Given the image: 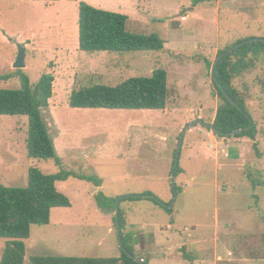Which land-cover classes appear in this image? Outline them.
Wrapping results in <instances>:
<instances>
[{"label":"rangeland","instance_id":"374dc122","mask_svg":"<svg viewBox=\"0 0 264 264\" xmlns=\"http://www.w3.org/2000/svg\"><path fill=\"white\" fill-rule=\"evenodd\" d=\"M80 3L127 16L128 32L157 35L165 49L81 51ZM252 39H264V0H214L196 7L193 0H0V89L20 88V73L32 85L45 73L54 75V95L44 114L62 163L29 158L28 119L0 116V184L26 187L31 168L103 181L101 188L75 178L57 183L71 207L53 209L49 225L32 227L26 264L32 256L119 257L115 214L98 207L100 190L119 199L152 193L164 204L177 191L174 216L149 200L120 205L124 233L138 237L135 253L150 264H264V62L233 81L247 98L262 158L247 137L236 144L208 127L219 99L207 60L214 64L220 51ZM20 47L26 67L16 70ZM157 69L168 74L171 97L164 111L69 106L73 90L115 87ZM198 120L202 123L183 135L178 166L183 173L174 188L176 151L185 128ZM5 246L0 239V259ZM183 248L192 262L184 259Z\"/></svg>","mask_w":264,"mask_h":264},{"label":"trees","instance_id":"16d2710c","mask_svg":"<svg viewBox=\"0 0 264 264\" xmlns=\"http://www.w3.org/2000/svg\"><path fill=\"white\" fill-rule=\"evenodd\" d=\"M22 1L59 2L61 0ZM212 1L214 0H193V6ZM128 20L125 15L80 3L79 49L92 54L160 52L165 49V41L157 35H137L128 32ZM242 42L243 40L238 41L220 51L214 64L207 60V64L213 68L217 60L226 54L217 63L215 74L212 76L219 99L213 123L216 128L214 134L220 138L247 137L252 142V149L257 158H262L257 141L258 130L248 110L247 98L233 86V81L255 70L259 62H264V41H249L239 47L238 44ZM18 77L20 88L0 89V116L26 117L29 158L40 161L54 160L61 167L62 163L58 158L44 114L54 95L55 77L51 73H45L36 85H32L30 78L23 73ZM219 85L243 111L231 104ZM170 97L168 74L163 69H157L150 77L131 78L115 87L97 84L73 90L69 106L72 109L164 111ZM238 130H242V134L234 136L233 133ZM182 173L183 171L178 167L175 177ZM70 178L91 183L96 188H101L103 182L95 176L71 171L61 170L57 174L48 175L38 168H31L26 187H6L0 184V239L6 241L0 264H26L25 241L31 237L32 227L49 225L53 209L71 207L70 199L57 187V183L65 182ZM252 184L256 186V182L252 181ZM118 199V197H106L101 190L95 195L98 207L109 214H115ZM144 200L154 202L170 216L174 214V206L169 209L156 197L153 199H148L144 195L123 197L121 203ZM126 223L124 212L120 211L123 246L144 263L137 262L121 250L119 257L109 258L32 256L29 264H150L149 259L135 253L139 239L133 233H124ZM183 257L189 262L193 261L184 248Z\"/></svg>","mask_w":264,"mask_h":264},{"label":"water","instance_id":"95a60500","mask_svg":"<svg viewBox=\"0 0 264 264\" xmlns=\"http://www.w3.org/2000/svg\"><path fill=\"white\" fill-rule=\"evenodd\" d=\"M249 41H253V42H254V41H264V39H252V40H246V41H244V42L238 44V46L240 47V46H242V45H245V44H247ZM229 52H232V50H229ZM225 55H226V54H225ZM225 55H223L222 57H224ZM222 57H221L220 59H222ZM220 59L217 60L216 64L213 66V69H212V76H214V74H215L216 65H217V63L220 61ZM25 67H26V65H25V51H24V48H23V47H20L19 56H18V59H17L16 63L14 64V68H15L16 70H22V69H24ZM219 87H220V89L223 91V93L225 94V96L227 97V99L231 102V104H232L233 106L237 107L238 110L243 111L242 108L239 107V106L237 105V103H236V102L230 97V95L225 91V89H224L221 85H219ZM201 123H202V121H201V120H198V121H196V122H194V123L188 125V126L185 128V130H184V132H183V134H182V138H181V140H180V145H179L178 150L176 151V154H175L174 167H173V172H172V177H171V178H172V184H173L174 188H175V172H176V170L178 169V166H179V155H180V148H181V143H182L183 135H184V133L186 132V130H187L188 128H190L191 126H196V125L201 124ZM208 127H209L210 129H212L213 131L216 130V128H215V126H213V124H212V125H209ZM242 132H243L242 130H238V131H235L233 134H234V136H235V135L242 134ZM177 196H178L177 191H175V198H174V200H173L171 203H169V204H164V206L167 207V208H169V209L172 208V207L174 206L176 200H177ZM127 197H131V196H127ZM146 198H148V199H153L154 196H152V195H148V196H146ZM120 205H121V198H120V199L118 200V202H117V207H116V212H115V223H116V228H117V232H118L119 239H120L121 250H122V252L126 253L130 258L136 260L137 262H142V263H144L143 261H140L139 259H137L133 254H131L130 252H128V251L126 250V248L123 246V243H122V236H121L122 231H121V226H120V211H121Z\"/></svg>","mask_w":264,"mask_h":264},{"label":"crops","instance_id":"0c3cea01","mask_svg":"<svg viewBox=\"0 0 264 264\" xmlns=\"http://www.w3.org/2000/svg\"><path fill=\"white\" fill-rule=\"evenodd\" d=\"M214 123V122H213ZM210 138H211V140H213V141H215V137H213L211 134H210ZM213 137V138H212ZM222 140H225L224 138H221ZM230 139H232V140H230ZM229 141H231V142H234V143H236V144H239V140H240V138H229L228 139ZM250 144H252V142H251V140H250ZM172 216H174V214L172 215ZM216 250H218V247L216 248Z\"/></svg>","mask_w":264,"mask_h":264}]
</instances>
